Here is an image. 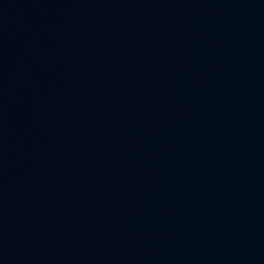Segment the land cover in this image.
Instances as JSON below:
<instances>
[{
    "label": "water",
    "instance_id": "water-1",
    "mask_svg": "<svg viewBox=\"0 0 264 264\" xmlns=\"http://www.w3.org/2000/svg\"><path fill=\"white\" fill-rule=\"evenodd\" d=\"M0 264H264V0H0Z\"/></svg>",
    "mask_w": 264,
    "mask_h": 264
}]
</instances>
